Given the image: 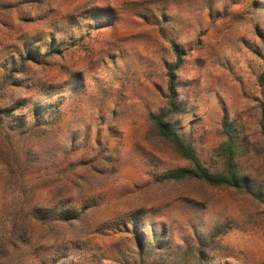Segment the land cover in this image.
Wrapping results in <instances>:
<instances>
[{
  "label": "rangeland",
  "instance_id": "1",
  "mask_svg": "<svg viewBox=\"0 0 264 264\" xmlns=\"http://www.w3.org/2000/svg\"><path fill=\"white\" fill-rule=\"evenodd\" d=\"M10 4L14 9H0L3 56L25 46L44 54L53 42L62 44L58 30L67 31V41L68 34L83 39L70 49L62 44L61 55L44 63H28L0 91V113L7 111L0 120V264H129L137 260V239L146 238L148 250L154 234L168 243L153 264H264V205L234 190L166 179L186 163L149 120L163 104L175 40L187 52L179 73L181 129L210 166L225 140L222 119L235 120L247 137L240 163L264 190L257 81L264 64L256 54L264 55V0ZM70 19L77 23L71 30ZM58 101L55 126L13 130L15 122L31 124L34 106ZM60 196L73 198L82 212L77 222L34 221L18 244L8 243L15 210L53 207ZM200 239L214 241L208 260L198 263Z\"/></svg>",
  "mask_w": 264,
  "mask_h": 264
},
{
  "label": "trees",
  "instance_id": "2",
  "mask_svg": "<svg viewBox=\"0 0 264 264\" xmlns=\"http://www.w3.org/2000/svg\"><path fill=\"white\" fill-rule=\"evenodd\" d=\"M10 2L11 0H6L5 2L0 1V9L3 7L9 10L14 9ZM93 20L95 21L94 15L91 21ZM70 24V30L77 25L76 21L72 19H70ZM57 33L62 36V44L69 43L68 49L76 47L83 39L68 34V38L71 39L67 41V31L58 30ZM261 39L264 43V34L261 35ZM53 41H55L54 37ZM62 44L57 47L53 42L48 47L47 52L39 56L33 55L32 47L28 46H25L24 50L18 51V54L11 56V58L3 56L4 53H0V61H2L0 64V91L11 81L13 74L21 73L28 63L41 64L53 58L55 55H61L63 51L61 49ZM169 45L173 61L165 67V87L161 92L163 104L161 108L150 113L149 120L157 138L166 143L186 163V166L170 171L166 174V179L179 182H196L212 188L234 190L236 193L250 197L252 200L264 205V190L245 172L244 167L240 163V159L247 153V137L238 128L235 120H229L227 117L222 119L220 126L225 140L215 149L213 155L215 161L210 166L200 160L192 134L183 132L181 129L179 121L181 120L180 117H182V114L185 113V110L179 95V73L185 65L187 52L175 40H170ZM256 54L263 60L264 64V55L259 51ZM257 81L260 87H262V96L264 97V72L258 76ZM62 105V101H58L57 104H49L48 106H44V104L34 106L31 109V124L28 123V120L23 122L18 121L15 122L16 124H14L13 130L19 132L21 129V132L31 133L41 125H44L46 128L55 126L59 122V109ZM40 112L41 114H39ZM5 113H7L6 110H1L0 120ZM260 127V136L264 141V118L260 121ZM50 203L53 204V207L47 208L35 205L33 207L19 209L18 211L15 210L14 213L18 218H16V221L18 222L16 223L13 234L9 238L6 237L8 243L11 245L18 244L23 236V234L19 235V232L25 231L27 227L24 225L27 226L34 221H53L69 224L77 222L82 215V212H79L75 208L73 198L70 196H60ZM86 209L85 207L84 211ZM132 221L134 225H137V219L134 218ZM123 223V227H127L126 222ZM215 233L216 236L220 234V232ZM200 240L198 249L194 252L198 263L208 260L207 248L213 247L212 244L214 241L213 239L211 244L207 246L203 243L202 239ZM145 241L146 238L144 240L141 236L137 239V260L129 264H153L150 258L155 259L153 258L154 253H161L167 250L166 245L168 242L165 238V242L157 240V234H154L150 241L148 239L150 244L154 243L148 250ZM74 244L76 243L74 242ZM68 250L71 252L72 249L66 248L63 255L66 254L68 256Z\"/></svg>",
  "mask_w": 264,
  "mask_h": 264
}]
</instances>
